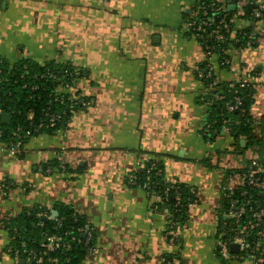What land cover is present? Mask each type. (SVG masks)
<instances>
[{
    "label": "crops",
    "instance_id": "crops-1",
    "mask_svg": "<svg viewBox=\"0 0 264 264\" xmlns=\"http://www.w3.org/2000/svg\"><path fill=\"white\" fill-rule=\"evenodd\" d=\"M195 3L0 0V58L72 64L89 102L72 111L65 128L27 138L17 157L0 142V217L36 206L47 217L69 206L93 230L94 249L81 264H221L215 241L222 170L264 157V144L236 153L227 130L212 141L203 137L209 88L195 75L204 58L185 27ZM235 17L236 30L247 25L237 11ZM252 26L263 32L264 18ZM229 38V65L211 54L208 66L218 81L253 83L257 117L264 113V38L255 46L236 45L234 31ZM153 157L166 179L196 191L173 232H165L164 208L127 183ZM9 242L0 227V264H31L11 254ZM229 264L256 263L233 255Z\"/></svg>",
    "mask_w": 264,
    "mask_h": 264
},
{
    "label": "trees",
    "instance_id": "trees-1",
    "mask_svg": "<svg viewBox=\"0 0 264 264\" xmlns=\"http://www.w3.org/2000/svg\"><path fill=\"white\" fill-rule=\"evenodd\" d=\"M196 1L198 2V0ZM205 1L207 3L213 1L216 6L223 4L222 0ZM252 7L251 4L243 5L242 12L238 16L247 21V25L236 30L234 29L235 22L232 21L236 10H230L225 5V10L222 12L225 14V21L220 22L219 19H215L205 28L204 38L199 40L201 51L203 53L209 51L210 54L216 53L221 65L228 66L229 63L225 62L228 60L225 49L232 31H234L233 41L236 42V45L247 46L248 40H253L250 46L257 45V41L264 38V31L259 33L254 31L252 24L259 19L253 17ZM190 18H192L191 13L186 15V21ZM261 18H264V15ZM219 34L225 35L226 39H218L217 35ZM212 46L214 49H210ZM198 66L204 71L208 66L207 60L199 61ZM65 69L70 71L77 69L78 74L75 77L78 79L81 76L78 67L69 63H58L53 60L37 62L28 57L9 63L0 58V111L5 110L11 113L9 124L2 123L0 118L1 143L8 145L20 140L23 146L25 140L31 135L44 131L54 132L66 127L72 111L81 107L78 104L71 105L69 94L58 93L56 91L58 79L50 77L48 74L50 72L59 76ZM200 80L207 89L209 88V91L202 97V102L206 101L207 108L206 123L201 129L203 137L212 141L221 134L223 127H227L231 138L230 145L234 152L242 153L250 147L263 146L264 113L256 117L251 111L255 92L253 83L245 81V85L241 86L240 81H218L213 73L210 77ZM215 93L222 97L217 99L214 96ZM236 96L239 97L240 103L236 109L229 110L227 106L235 103ZM81 97L88 101L86 97L82 95ZM61 111L65 112L59 113ZM56 114H60L59 120L54 119ZM29 115L31 118H28ZM17 128L19 129L17 130ZM241 139L245 140L243 146L240 144ZM232 170L236 169L225 168L224 172L229 173ZM132 173L136 175L138 182L133 186L149 179L148 182L153 184L152 190L161 199L156 203L157 207L167 209L168 224L165 232H173L176 230V224L184 223L187 219L189 204L196 201L195 189L186 184L166 179L161 163L154 157L145 161L140 169ZM165 191L168 192L167 197H164ZM1 192L4 197L7 196L4 187ZM245 198L250 200L253 209L242 218V225L254 221L256 209H264V190L250 188ZM227 206V200L220 196L218 237L222 235L223 225L228 228L230 224L229 220L224 219L222 215ZM57 211L58 215L51 220H44L38 216V213H42L43 210L42 207L37 206L24 208L14 217L5 215L0 217V227L7 229L8 232L10 253L26 258V255L21 253V249H33L37 255L42 257V260L39 263L30 260L31 264H81L89 252L88 249L94 245L93 230L89 225L90 236L83 234L79 228L85 226L86 221L83 216L75 213L69 206L58 205ZM248 227L251 234L247 237L246 249L254 258L259 259V264H264V218H261L259 226L248 225ZM44 231L49 234L66 233L68 247L47 251L42 245ZM257 231L261 232L258 237L255 235ZM88 239L89 241L86 243ZM16 250L20 252L15 253ZM216 252L221 264H229V260L222 259L217 249ZM52 258H55V261H51Z\"/></svg>",
    "mask_w": 264,
    "mask_h": 264
},
{
    "label": "built area",
    "instance_id": "built-area-1",
    "mask_svg": "<svg viewBox=\"0 0 264 264\" xmlns=\"http://www.w3.org/2000/svg\"><path fill=\"white\" fill-rule=\"evenodd\" d=\"M222 5H217L211 1L207 3L205 0H198L196 1L194 8L191 10L192 18L190 20L185 22L186 32L189 34L190 37H192L197 45L200 47L199 40H203L205 28L209 26L212 21L215 19H219L220 22L225 21V14L222 12L225 10V5L228 6L229 4H234L235 9L238 14H241L242 7L245 4H251L253 5L251 13L254 18L260 19L264 15V0H222ZM232 21L236 22L235 14L233 15ZM243 26H241L239 29H241ZM235 29V25H234ZM218 39H226L225 35L219 34L217 35ZM253 43V40H248L246 45L250 46ZM214 49V47H210V49ZM209 54V56L212 54L209 53H203L201 52V56H203L204 59ZM199 62V61H198ZM198 62L195 65V72L198 79L201 78H208L211 76L212 68L211 66H207V68L203 70L200 69L198 66ZM226 63H229V60L225 61ZM50 77L57 78L58 79V86L56 87V91L58 93H66L69 94V101L71 105H79L80 107H85L89 104L88 101H85L80 94V91L77 86V78L75 77L76 74H78V70H68L65 69L62 71V73L59 76H56L57 74L48 73ZM233 81H240V85L244 86L246 79H237ZM79 92V93H78ZM214 96L217 99H220L222 96L218 95L217 93L214 94ZM209 102V100H207ZM206 103V101H205ZM240 100L239 97L236 96L235 103L229 104L227 107L229 110L236 109L239 105ZM65 111H61L59 113H64ZM60 114H56L54 116V119L59 120ZM28 118H31V115L28 116ZM19 128H17L18 130ZM227 130V127H223L222 131ZM1 136V131H0ZM8 149L9 153L13 156H19L22 152V144L20 140H17L13 143H9L8 145H5ZM247 166L239 169L234 168L236 170H232L229 173H225L223 169L222 170V176L219 184V194L220 196H223L227 202L228 206L222 213L223 217L229 220V226H228V232L224 235H220L216 241H215V248L220 253V256L222 259L229 260L233 255L236 258H251L254 263L259 264V259L254 258L251 253H249L246 249L247 247V237L251 234L250 229L248 227L252 226H259L261 223V218H264V209H256L254 211V221H249L248 224H241L242 218L245 216V214L252 210L253 207L250 205V200H246L245 195L248 192V189L250 188H256L258 190L263 191L264 190V157H255L252 156L248 160ZM61 168H65L64 165H59ZM228 168V167H226ZM149 179H147L144 182H141L137 186L144 190L146 196L149 198L151 205L153 208H158L157 204L161 201L160 197L155 193V191L152 190L153 184L151 182H148ZM127 183L129 185H135L137 182L136 175L133 173L128 174L127 177ZM168 196V192L165 191L164 197ZM160 200V201H159ZM245 201V202H244ZM253 203V202H252ZM190 206L192 204H189ZM247 205V206H246ZM189 206V207H190ZM220 207V205H219ZM162 208V207H161ZM164 208V207H163ZM165 212H167V209H165ZM38 216L43 217V213H38ZM48 217V216H47ZM56 218V217H55ZM54 218V219H55ZM80 231H82L83 234H87L88 237L90 236V228L89 224L86 223L85 226L82 228H79ZM66 233L62 234H49L46 231L42 233V239H43V246L47 251L53 250L56 248H66L68 247V242H66ZM261 234L260 231L256 232V237H258ZM264 235V233H263ZM223 237V238H222ZM89 241L86 240V243ZM231 243H237L239 245V251L237 254L230 252L229 250V244ZM258 245V242H256ZM11 250V248H9ZM94 249V245L88 249L89 252H91ZM20 252L19 250H16L15 253ZM21 253L26 255V260L30 262V260H34L35 263H39L42 260V257L40 255H37V253L33 249H27L23 248L21 249ZM51 261H55V258H52Z\"/></svg>",
    "mask_w": 264,
    "mask_h": 264
},
{
    "label": "water",
    "instance_id": "water-1",
    "mask_svg": "<svg viewBox=\"0 0 264 264\" xmlns=\"http://www.w3.org/2000/svg\"><path fill=\"white\" fill-rule=\"evenodd\" d=\"M227 8L233 10L235 8V5L234 4H229L227 6ZM0 118H1V122L2 123L9 124L10 123V119H11V113L7 112L5 110H1L0 111ZM240 144H241V146L245 145V140L241 139L240 140ZM45 211H46V209H45ZM57 215H58V212L56 210H52V211H50V215L48 217H42V219L51 220V219H54ZM229 250L232 253H238L239 245L237 243H231V244H229Z\"/></svg>",
    "mask_w": 264,
    "mask_h": 264
},
{
    "label": "rangeland",
    "instance_id": "rangeland-1",
    "mask_svg": "<svg viewBox=\"0 0 264 264\" xmlns=\"http://www.w3.org/2000/svg\"><path fill=\"white\" fill-rule=\"evenodd\" d=\"M214 55H216V57H218V55L216 53H213ZM253 150V149H252ZM254 151V150H253ZM252 152V151H251Z\"/></svg>",
    "mask_w": 264,
    "mask_h": 264
}]
</instances>
